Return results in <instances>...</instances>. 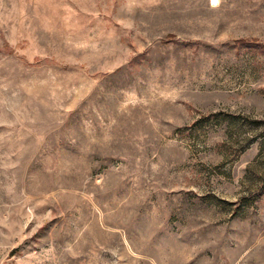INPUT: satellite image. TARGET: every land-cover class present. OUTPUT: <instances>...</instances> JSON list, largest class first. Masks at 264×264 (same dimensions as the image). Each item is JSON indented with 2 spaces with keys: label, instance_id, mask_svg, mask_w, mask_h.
Masks as SVG:
<instances>
[{
  "label": "rangeland",
  "instance_id": "1",
  "mask_svg": "<svg viewBox=\"0 0 264 264\" xmlns=\"http://www.w3.org/2000/svg\"><path fill=\"white\" fill-rule=\"evenodd\" d=\"M0 264H264V0H0Z\"/></svg>",
  "mask_w": 264,
  "mask_h": 264
},
{
  "label": "snow or ice",
  "instance_id": "2",
  "mask_svg": "<svg viewBox=\"0 0 264 264\" xmlns=\"http://www.w3.org/2000/svg\"><path fill=\"white\" fill-rule=\"evenodd\" d=\"M213 2L215 3V2H216V0H213Z\"/></svg>",
  "mask_w": 264,
  "mask_h": 264
},
{
  "label": "bare ground",
  "instance_id": "3",
  "mask_svg": "<svg viewBox=\"0 0 264 264\" xmlns=\"http://www.w3.org/2000/svg\"><path fill=\"white\" fill-rule=\"evenodd\" d=\"M218 2V0H216V2L215 3H217Z\"/></svg>",
  "mask_w": 264,
  "mask_h": 264
}]
</instances>
